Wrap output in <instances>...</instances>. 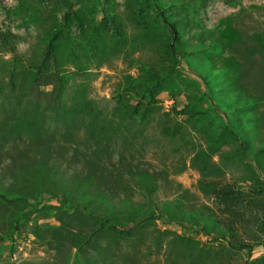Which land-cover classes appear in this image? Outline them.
I'll return each instance as SVG.
<instances>
[{
    "label": "rangeland",
    "instance_id": "374dc122",
    "mask_svg": "<svg viewBox=\"0 0 264 264\" xmlns=\"http://www.w3.org/2000/svg\"><path fill=\"white\" fill-rule=\"evenodd\" d=\"M157 5L177 24L186 59L172 53ZM60 31L37 84L48 43ZM157 77L160 110L143 125L122 116L117 96L127 102L140 94L139 88L124 92L129 82ZM260 95L264 0H0V193L26 199H0V264H246L259 258L264 247L237 252L214 232L187 239L165 215L178 204L194 220H210V188L255 183L259 172L238 151L231 132L242 125L230 110L256 100L238 115H256L246 125L260 144ZM42 184L51 193H41ZM100 195L115 207L105 211ZM64 196L91 198L95 216L67 209ZM122 200L154 205L161 219L142 222L123 210ZM105 212L125 233H96Z\"/></svg>",
    "mask_w": 264,
    "mask_h": 264
},
{
    "label": "trees",
    "instance_id": "16d2710c",
    "mask_svg": "<svg viewBox=\"0 0 264 264\" xmlns=\"http://www.w3.org/2000/svg\"><path fill=\"white\" fill-rule=\"evenodd\" d=\"M157 15L162 20L167 31L170 33L172 41L170 49L174 55L183 56L187 58L186 54L178 49L181 43L182 36L176 23H174L170 16L169 10L166 11L160 6H156ZM67 17H65V24L67 23ZM61 31L55 34L49 41L46 51L45 59L42 65L39 67L36 74L35 82L38 84L41 79L42 70L47 67L49 60L54 54V44L58 37L61 35ZM217 47V46H215ZM205 85L212 91L215 89L212 87V83L206 76H200ZM60 89L63 88L64 79L59 77ZM234 79V76L232 80ZM162 79L157 77V80L153 83L146 82L141 78L129 82V85L124 89V92L132 89H140V94L136 93V96L127 102H123L121 94L116 98L117 107L120 114L130 120L137 121L140 124H146L149 119L160 110L158 95L160 93V84ZM229 93V92H228ZM230 95V94H226ZM245 104L239 108L230 110L233 117L242 125L241 129L237 132L232 131V137L238 142V151L256 166L255 170L259 172L256 176L254 184L242 186L237 183H227L220 187L210 188L209 191L212 196V203L215 209V216L210 220L204 218L202 221L194 220L195 214L186 211L183 207L175 204L173 207H166L167 213L165 215L166 222L168 224L176 225L181 228V235L187 239L195 238L201 233H215L223 239L231 250L242 252L248 251L252 253L254 249L258 247H264V142L257 144L249 132V128L246 123L253 122L257 119L256 115L252 111L246 112V116L238 115L239 111H242L249 106L256 104V100L247 98ZM264 102L263 95H260V104ZM186 107L183 110L178 111V114L183 115ZM197 115H204L203 112ZM41 193H51L47 190L43 184ZM87 195V194H85ZM0 199L15 204L25 198L18 195H7L0 193ZM91 198H85L76 201H70L67 196L62 198L63 204L69 210L81 209L85 213L95 216L96 212L91 210ZM98 203L106 207L105 211H109L115 207V203L107 199L105 195L98 197ZM124 211L132 210L135 214L144 217L142 222L151 224L159 219V212L155 209L156 206L148 205L144 209L141 205L133 204L122 200L120 202ZM192 221V222H190ZM136 224V222H131ZM123 223L117 218H111L105 212L104 220L99 224L96 233L103 232L105 230H112L117 233H125L120 230L119 227ZM17 225L16 227H18ZM18 228H16L17 230ZM219 238V239H220ZM246 264H264V254L256 259L247 260Z\"/></svg>",
    "mask_w": 264,
    "mask_h": 264
}]
</instances>
